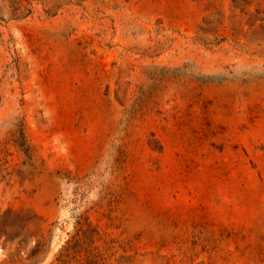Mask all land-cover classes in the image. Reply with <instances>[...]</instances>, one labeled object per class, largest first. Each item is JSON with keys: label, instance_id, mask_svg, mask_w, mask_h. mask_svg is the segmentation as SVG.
<instances>
[{"label": "rangeland", "instance_id": "rangeland-1", "mask_svg": "<svg viewBox=\"0 0 264 264\" xmlns=\"http://www.w3.org/2000/svg\"><path fill=\"white\" fill-rule=\"evenodd\" d=\"M38 243L264 264V0H0V264Z\"/></svg>", "mask_w": 264, "mask_h": 264}, {"label": "trees", "instance_id": "trees-1", "mask_svg": "<svg viewBox=\"0 0 264 264\" xmlns=\"http://www.w3.org/2000/svg\"><path fill=\"white\" fill-rule=\"evenodd\" d=\"M42 245L43 244L38 243L36 249L32 253H30L29 259H31V261L27 264L38 263L44 258L46 251L43 250ZM42 251L44 252V255L42 257H40L39 255H40V253H42Z\"/></svg>", "mask_w": 264, "mask_h": 264}]
</instances>
